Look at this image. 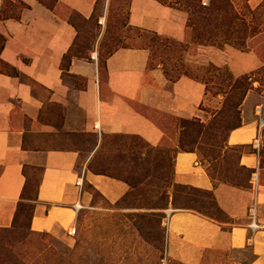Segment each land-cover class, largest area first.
I'll list each match as a JSON object with an SVG mask.
<instances>
[{
	"label": "crops",
	"instance_id": "crops-1",
	"mask_svg": "<svg viewBox=\"0 0 264 264\" xmlns=\"http://www.w3.org/2000/svg\"><path fill=\"white\" fill-rule=\"evenodd\" d=\"M22 1L26 7L18 19H0V34L5 38L0 58L18 73L0 70V227L13 224L26 181L24 170L40 155L42 169L29 228L58 234L76 226L72 204L80 199L84 206L83 190L78 195L74 183L82 168L84 183L87 180L110 200L129 189L124 181L86 169L88 159L101 148L102 136L134 135L151 146L161 145L166 138L172 141L170 133L176 128L173 119L199 117L205 85L186 75L170 80L161 69H148L149 51L142 47L116 49L106 57L103 73L90 56H71L63 72L62 57L77 35L64 9L88 19L96 0H57L52 9L37 0ZM127 21L175 41L185 42L188 37L186 12L158 0H129ZM229 47L197 45L196 55L216 65L226 64L236 76L261 65L254 51ZM249 91L240 104V125L226 136V146L239 148L237 165L246 172L245 180L239 183L221 173L212 176L193 150L179 149L174 154V183L210 191L216 203L214 210L219 213L215 217L181 206L164 209L167 253L180 262L199 264L206 250L249 249L254 256L251 264H264V168L253 147L258 119L264 118L261 105L252 103ZM72 105L83 114L81 123L71 120ZM56 108L63 111L61 128L73 123L67 133L90 136L87 149L78 145L52 147L44 141V135L56 131ZM164 115L172 118L162 127L158 117ZM26 133L36 147L25 146ZM255 171L256 191L251 180ZM253 200L260 224L254 231L248 226V208ZM167 209H171L168 217Z\"/></svg>",
	"mask_w": 264,
	"mask_h": 264
},
{
	"label": "rangeland",
	"instance_id": "rangeland-1",
	"mask_svg": "<svg viewBox=\"0 0 264 264\" xmlns=\"http://www.w3.org/2000/svg\"><path fill=\"white\" fill-rule=\"evenodd\" d=\"M40 1L48 6L54 5L53 0ZM163 1L184 9L188 0ZM20 2L24 3L22 0H5L6 12L19 13L23 7ZM210 2L228 12L237 13L238 17L246 12V5L250 8L260 4L264 6V0H200L203 6H208ZM128 3L129 0H99L93 18L88 20L71 14L70 18L78 29L73 52L79 50L84 57H91V53L96 51L102 58L120 45H142L148 47V69L159 68L167 78L179 77L186 72L198 80L211 78L200 105L199 117L173 119L176 127V134H173L174 131L170 133L174 136L173 140L166 138L158 146H151L134 135H103L101 148L89 158L86 169L90 172L104 170L108 176L124 181L129 186L128 191L118 199L110 200L85 180L82 191L84 207L77 215L76 229L72 235L67 230L58 234L30 230L32 201H24L18 208L13 224L0 227V264H185L167 253L164 209L172 206H208L209 200L195 188L174 183L172 167L176 151L182 145L183 149L195 151L198 160L212 176L219 177L221 173L236 178L239 183L247 177L246 172L237 165L239 148L226 146L228 132L241 123L240 106L239 113L224 108L227 95L218 94V85L212 86L214 81L225 86L232 83L233 79H229L224 70L211 77L207 72L209 62L196 55L197 45L191 41L186 46L170 38L128 28ZM69 12L65 10L68 17ZM260 21V26H264V14ZM250 45L255 48L252 51L258 55L264 67V34L257 36ZM100 70L103 73L102 68ZM65 79L70 80L68 77ZM260 79L264 80V70ZM261 83L264 84V81ZM251 90L249 97L252 103L261 105L264 118V87L260 89L258 82L254 81ZM53 113V123L57 128L53 133L44 135V141L52 147L78 145L87 149L90 136L85 133H67L73 126L72 121L67 129L61 128L62 109L56 108ZM69 116L80 123L84 119L74 105ZM170 117H158L162 127L166 126V120H170ZM26 134L25 146L36 147L30 133ZM260 141L264 165V128ZM41 169L40 155L36 156L34 164L25 168L33 189ZM205 211L215 217L219 214L214 208ZM201 257L199 264H251L254 258L249 249L206 250Z\"/></svg>",
	"mask_w": 264,
	"mask_h": 264
},
{
	"label": "trees",
	"instance_id": "trees-1",
	"mask_svg": "<svg viewBox=\"0 0 264 264\" xmlns=\"http://www.w3.org/2000/svg\"><path fill=\"white\" fill-rule=\"evenodd\" d=\"M4 1L2 4V7L0 9V19H7V18L18 19L20 16L21 10L26 7V4L20 2L21 4H23L22 9L19 11V13L12 14V13L6 12L5 6H4ZM37 1H39L40 3H42L43 5H45L48 8H51V9L57 3V0H53L54 5L48 6L47 4L43 3V1H40V0H37ZM158 1L160 3H162L163 5H166V6H169L172 8H176V9H180L178 7H174L170 4L165 3L163 0H158ZM98 5H99V0H96L93 13L88 19L93 18L94 13L96 12ZM185 5H186V8L180 9V10L186 12V14H187L186 31H187L189 40L187 39L185 42L178 41L180 43H183V45L187 46V44L190 43V41H191L193 44H196V45L214 46L216 48H222L224 46H231V47H233L237 50H240V51H249V50H255V48L252 45H250V42H253L257 36L264 34V26H260V22H261L260 18L264 14L263 13L264 12L263 4H260L254 8H250L249 5H246V12L243 14L242 17H238V14L235 12H233V13L228 12L226 9L217 7V6L213 5V3L211 5V2L208 6H203L200 4V0H188V1H186ZM65 10H68V9H64V13H65ZM69 11H70L69 17L65 13L66 19L70 24H72L76 28L77 35H78L77 25L70 18V15L74 14L75 16H77L83 20H88V19L83 18L81 15H79L75 11H72V10H69ZM127 16H128V12H127ZM126 26L128 28L136 30V31L147 32V33H150L154 36L162 37L156 33L146 31V30H143V29L138 28V27L131 26L128 23V21H127ZM77 35H76V39L74 40L72 45L69 47L68 51L62 57L61 67H62L63 72H65L67 70L71 56L84 57L82 55V51L77 50V51L73 52V49L76 46ZM4 42H5V38L3 35L0 34V51L4 46ZM120 47H142V48L148 49V47L142 46V45L141 46L120 45V46H117V48L113 49L112 51L107 52L102 57L103 60L101 58V54L98 53L97 54V61H98L99 70L102 68V71H103L106 57ZM148 63H149V58H148ZM207 66H208L207 72H209L212 75L211 77H213V75H215V73L224 70L227 73V77H229V79H233L232 83H227L225 86H223L222 84H220L219 82H216V81H214L215 84H212V86L214 87V86L218 85V87H217V89L219 90L218 94L227 95L226 100L224 101V104H223L224 108L226 107V109L227 108L232 109L236 113H239V106L242 103L247 92L253 88V82L254 81L258 82L260 89L264 87V84L261 83L264 80L260 79L261 73L264 70L263 65L259 66L258 68H256L255 70H253L249 73L241 74L238 77H234L233 74L231 73V71L229 70L228 66L225 64L216 65L214 63L209 62L207 64ZM0 70L7 72V73H11L13 75H18V73L14 69L10 68L5 62H3L1 58H0ZM184 75H186L190 78H193L195 80H198L196 76H191L187 72L184 73ZM177 78H178V76L169 77L170 80H175ZM198 81L204 83L205 90H206L208 83H210V81H212V79L206 78L205 80L201 79ZM238 125H240V123ZM238 125H236L234 127H237ZM234 127H232V128H234ZM116 135H118V134H116ZM181 149H183V145H182ZM183 150H186V149H183ZM260 152L261 151L259 149L258 153H259L260 158H261ZM88 162H89V159H88ZM88 162H87V164H88ZM260 166L264 167L262 158L260 159ZM93 173L108 175V173L105 172L104 170H101V171L96 170ZM39 182H40V177H39L38 181L36 182L35 187L33 189L31 186V181L28 180V177L26 175V181H25L24 187L22 189L20 201L18 203V208L26 200H30V201L37 200V188H38ZM177 185L182 186V187H187L185 185H180V184H177ZM195 190L202 193V195L205 196L209 200V202H208L209 205L208 206H204V205H201V206H181V207L194 209V210H197V211L202 212L204 214H208L210 216V214L208 212H206L205 210L207 209V207L208 208H216V203L212 197V193L210 191L196 189V188H195ZM32 208H33V203L31 206L30 217L32 215Z\"/></svg>",
	"mask_w": 264,
	"mask_h": 264
},
{
	"label": "built area",
	"instance_id": "built-area-1",
	"mask_svg": "<svg viewBox=\"0 0 264 264\" xmlns=\"http://www.w3.org/2000/svg\"><path fill=\"white\" fill-rule=\"evenodd\" d=\"M207 2H204V4H206ZM91 58L93 60H97V52H92L91 53ZM258 112L260 113L261 109L260 107L257 108ZM264 127V121L259 117L258 119V133H257V136L254 138L253 140V147L255 148L256 152L258 153L259 152V149H260V145H261V141H260V131L261 129ZM84 176H85V169L82 168L76 179H75V186L78 190V195H80L81 191L83 190V187H84ZM251 180H252V183L254 185V191H256V188H257V171L253 172L251 174ZM84 206L81 204L80 202V199H78L76 202H74L72 204V208L74 210V212L76 213V215H78L79 211L83 208ZM171 213V209H167L166 210V215L167 217L169 216V214ZM248 217H249V222H248V226L249 228L254 231V230H257L259 229L260 227V224L257 222V219H256V202L255 200H253L252 204L249 206L248 208ZM75 229H76V226L75 224L72 225L68 230V234L69 235H72L74 234L75 232Z\"/></svg>",
	"mask_w": 264,
	"mask_h": 264
},
{
	"label": "bare ground",
	"instance_id": "bare-ground-1",
	"mask_svg": "<svg viewBox=\"0 0 264 264\" xmlns=\"http://www.w3.org/2000/svg\"><path fill=\"white\" fill-rule=\"evenodd\" d=\"M101 21H103V18L101 19ZM101 21H100V22H101Z\"/></svg>",
	"mask_w": 264,
	"mask_h": 264
}]
</instances>
